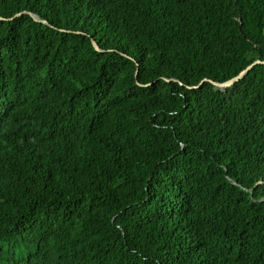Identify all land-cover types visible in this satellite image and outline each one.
<instances>
[{"label": "trees", "instance_id": "trees-1", "mask_svg": "<svg viewBox=\"0 0 264 264\" xmlns=\"http://www.w3.org/2000/svg\"><path fill=\"white\" fill-rule=\"evenodd\" d=\"M0 16V264H264V0Z\"/></svg>", "mask_w": 264, "mask_h": 264}, {"label": "water", "instance_id": "water-1", "mask_svg": "<svg viewBox=\"0 0 264 264\" xmlns=\"http://www.w3.org/2000/svg\"><path fill=\"white\" fill-rule=\"evenodd\" d=\"M20 14H17L16 16H19ZM30 15L34 18L35 21L37 22H43V23H47V21L45 20H42L40 19L37 15L33 14V13H30ZM0 20H9L7 18H3L0 16ZM94 46L95 48L98 50V51H102L100 49V47L98 46V44L96 42H94ZM259 64H264V60H261V59H258V60H255L254 62H252L250 65H248L244 70H242L237 76H235L234 78L228 80V81H225V82H216V81H213V80H203L201 82L200 85H202L204 82L208 81L210 83H212L216 88L222 90V91H225L229 88H232L234 87L238 82H240L256 65H259ZM138 75V71H137V74H136V77ZM167 81H170L169 79H167ZM141 86H148L149 84L147 85H143V84H140ZM199 85V86H200ZM197 88V87H195Z\"/></svg>", "mask_w": 264, "mask_h": 264}, {"label": "rangeland", "instance_id": "rangeland-1", "mask_svg": "<svg viewBox=\"0 0 264 264\" xmlns=\"http://www.w3.org/2000/svg\"><path fill=\"white\" fill-rule=\"evenodd\" d=\"M243 53V50H240V54H242Z\"/></svg>", "mask_w": 264, "mask_h": 264}]
</instances>
